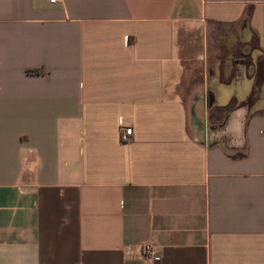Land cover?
<instances>
[{
  "label": "crops",
  "instance_id": "0c3cea01",
  "mask_svg": "<svg viewBox=\"0 0 264 264\" xmlns=\"http://www.w3.org/2000/svg\"><path fill=\"white\" fill-rule=\"evenodd\" d=\"M210 24L255 67L264 0H0V264H264V83L191 88Z\"/></svg>",
  "mask_w": 264,
  "mask_h": 264
},
{
  "label": "rangeland",
  "instance_id": "374dc122",
  "mask_svg": "<svg viewBox=\"0 0 264 264\" xmlns=\"http://www.w3.org/2000/svg\"><path fill=\"white\" fill-rule=\"evenodd\" d=\"M238 26L210 24L205 28L193 30V32L183 35L180 43L190 42L194 45L193 52L201 55V59H188L187 66L191 73L190 85L198 87L203 85L204 78L219 77L223 81H228L234 76H239L237 71H233L235 66L242 65L250 71H255L257 80V91L264 83V59L261 57L255 61L252 67L248 52L256 48L252 43L250 48H246L239 42L237 32ZM183 41V42H182ZM187 46V43L185 44ZM232 69V70H231ZM256 94V92H255Z\"/></svg>",
  "mask_w": 264,
  "mask_h": 264
},
{
  "label": "built area",
  "instance_id": "2783aa9c",
  "mask_svg": "<svg viewBox=\"0 0 264 264\" xmlns=\"http://www.w3.org/2000/svg\"><path fill=\"white\" fill-rule=\"evenodd\" d=\"M59 0H49L51 5L58 3ZM132 134L131 129H123L120 133L121 142H127ZM123 255L126 259L145 260L149 262H159L161 257L157 247L151 243H139L126 245L123 248Z\"/></svg>",
  "mask_w": 264,
  "mask_h": 264
},
{
  "label": "trees",
  "instance_id": "16d2710c",
  "mask_svg": "<svg viewBox=\"0 0 264 264\" xmlns=\"http://www.w3.org/2000/svg\"><path fill=\"white\" fill-rule=\"evenodd\" d=\"M262 58H264V54H262V56H261ZM254 96H255V94H253L250 98H249V100H248V102H247V104H250L251 103V101L253 100V98H254ZM208 100H210V98L208 97Z\"/></svg>",
  "mask_w": 264,
  "mask_h": 264
}]
</instances>
